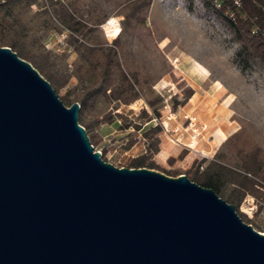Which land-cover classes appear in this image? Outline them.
Listing matches in <instances>:
<instances>
[{
	"label": "water",
	"instance_id": "water-1",
	"mask_svg": "<svg viewBox=\"0 0 264 264\" xmlns=\"http://www.w3.org/2000/svg\"><path fill=\"white\" fill-rule=\"evenodd\" d=\"M79 111L0 45V264H264V232L232 203L105 160Z\"/></svg>",
	"mask_w": 264,
	"mask_h": 264
},
{
	"label": "rangeland",
	"instance_id": "rangeland-1",
	"mask_svg": "<svg viewBox=\"0 0 264 264\" xmlns=\"http://www.w3.org/2000/svg\"><path fill=\"white\" fill-rule=\"evenodd\" d=\"M50 4L49 0H39L23 10V19H32L30 24L36 26L44 18L37 15L39 12L48 8L51 13ZM79 6L84 18H91L92 22L104 19L99 31L103 38L113 42L119 35L125 68L138 73L142 81L144 77L148 80L142 98L117 111L129 119L135 118L143 106L151 110L147 100L160 96L162 116L176 113L185 127L190 120L185 114L195 116L202 131L198 140L206 138L214 144L212 151L204 153L198 146L184 145L191 141V130L181 127L184 142L180 143H173L169 136L160 133V150L163 142L171 141L175 147L166 160L157 157L160 151L154 155L158 170L172 176L187 172L190 175L196 161L201 162L203 171L212 160L235 167L241 156L238 150L245 154L256 148L261 149L259 157L264 161V72L259 68H239L234 62L238 44L219 19L207 12L202 0H80ZM137 6L138 16L128 19L127 14ZM111 17L119 19L120 31L118 28L114 33L106 32L103 28ZM125 24L129 25L123 29ZM39 35L59 67L74 71L69 83L56 91L60 97L89 79L85 70L77 69L80 61L69 42L68 30H42ZM194 88L200 98L196 104H189ZM97 104L104 109L111 106L100 97ZM95 131L104 139L100 147L108 149V161L118 166H127L120 164L145 152L144 128H122L120 119L115 118L112 123L97 125ZM130 139L135 142L127 149ZM254 176L264 181L263 174ZM248 195L253 194L244 196L239 204L244 213L241 217L264 232V209L258 202L253 211L246 201ZM257 197L264 200V194Z\"/></svg>",
	"mask_w": 264,
	"mask_h": 264
},
{
	"label": "trees",
	"instance_id": "trees-1",
	"mask_svg": "<svg viewBox=\"0 0 264 264\" xmlns=\"http://www.w3.org/2000/svg\"><path fill=\"white\" fill-rule=\"evenodd\" d=\"M238 1L239 4L236 0H202L207 12L219 19L232 40L238 44L234 62L239 68L242 71L259 68L264 72V0ZM37 2L39 0H4L0 3V45L10 46L21 57L29 60L59 92L69 83L74 71L59 67L52 58L51 50L45 48L39 31L68 30L69 42L80 61L77 69L85 70L89 79L71 88L61 98L67 105L75 101L80 103L79 122L85 126L95 148L101 149L105 160H108V149L100 147L104 139L95 129L99 124L112 123L118 118L122 128L131 127L136 131L144 128L146 143L145 152L120 165L160 169L154 155L160 151V133L164 127L160 121L162 98L157 96L147 100L151 110L143 106L135 118L129 119L123 116V112L117 111L142 98L145 88H148L146 77L142 81L138 73L125 68L119 35L113 42L103 38L99 31L104 19L92 22L91 18H84L79 6L80 0H49L51 13L48 8H44L37 14L41 17L44 15V18L36 26L30 24L32 19L25 21L22 12ZM139 9V6L133 7L127 18L138 16ZM190 9H193V1ZM128 25L125 24L123 29ZM255 28H258V31L253 33ZM99 97L111 106L107 109L99 107ZM155 118L159 119V122H155ZM134 142V139L128 140L125 148H130ZM260 152V148L245 154L238 150L241 156L235 167L226 162L212 160L201 171V162L196 161L193 166L195 169L190 171V175L188 172L186 174L199 184L213 188L232 203L242 216L244 213L240 211L239 204L244 196L264 194L258 187L259 178L254 176H264V161L259 157ZM243 219L246 220L244 217Z\"/></svg>",
	"mask_w": 264,
	"mask_h": 264
},
{
	"label": "crops",
	"instance_id": "crops-1",
	"mask_svg": "<svg viewBox=\"0 0 264 264\" xmlns=\"http://www.w3.org/2000/svg\"><path fill=\"white\" fill-rule=\"evenodd\" d=\"M195 90L196 89L194 88V91H193L192 96L190 98L189 104L190 103L196 104L199 101V98H200L199 95L200 94L197 90L196 91ZM169 111H170V108H169ZM189 115L190 114L187 113V114H185V117H188ZM160 121L162 122V124L164 126L161 133H164L165 135L169 136L173 143L175 142V139H177V138H179L181 142L183 141V136L181 133V129H182L181 127H183V129L185 131L190 130L189 128H187L188 124L186 125V127L182 126V123L180 120H178V116L176 113L171 112L170 114H168V113L163 114V116H161V118H160ZM188 138L191 139L190 136H188ZM171 141L168 143L163 142L161 144V150L158 153L157 157H162V159H164V160L167 159V157L170 155V152L173 151V149L175 147ZM184 143H185L184 145H186V147H188V148L190 147L189 146L190 142L185 141ZM200 143H201V145L199 146ZM193 145L198 146L200 148V150L201 149L203 150L204 153H206L205 151L210 152L214 149V144L212 142H209L206 138L196 140V142H194Z\"/></svg>",
	"mask_w": 264,
	"mask_h": 264
},
{
	"label": "built area",
	"instance_id": "built-area-1",
	"mask_svg": "<svg viewBox=\"0 0 264 264\" xmlns=\"http://www.w3.org/2000/svg\"><path fill=\"white\" fill-rule=\"evenodd\" d=\"M3 1L4 0H0V3L3 2ZM236 2L239 4L238 0H236ZM112 19H113V17H111L109 20H107V22L103 25V28L106 30V32H108V28L106 26L109 25V24H116L117 23V25L119 26V31H120L121 23H120L119 19L116 18V21H114L113 23H112ZM257 31H258V28H255L253 30V33H255ZM118 32H117V34H118ZM188 118H190V120L188 122L187 128H189L191 130V132H190L191 141H190L189 146L193 147V143L196 142V140H198L200 138V135H201L202 131L200 130L201 126L196 121V117L195 116L189 115ZM154 120H155V122H159V119H157V118H155ZM175 141L178 142V143L181 142L179 138L175 139ZM99 150L101 151V149H99ZM201 168H203V165H201ZM259 183L260 184L258 185V187L261 190L264 191V181L260 179ZM246 201H248L250 203V206L252 207L253 211L256 210V207H258V202L262 205V208L264 209V200L259 198V197H257V196L248 195L246 197Z\"/></svg>",
	"mask_w": 264,
	"mask_h": 264
},
{
	"label": "bare ground",
	"instance_id": "bare-ground-1",
	"mask_svg": "<svg viewBox=\"0 0 264 264\" xmlns=\"http://www.w3.org/2000/svg\"><path fill=\"white\" fill-rule=\"evenodd\" d=\"M114 21H116V18H113V19H112V23H113ZM107 27L109 28L108 31H113L112 33L116 32L117 29L119 28V26L117 25V23H116V24H109V25H107Z\"/></svg>",
	"mask_w": 264,
	"mask_h": 264
}]
</instances>
